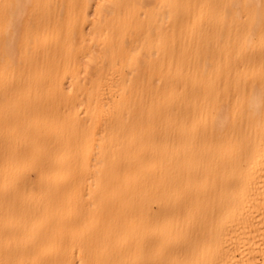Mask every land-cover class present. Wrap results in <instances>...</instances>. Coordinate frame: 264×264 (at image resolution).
<instances>
[{
  "label": "bare ground",
  "instance_id": "1",
  "mask_svg": "<svg viewBox=\"0 0 264 264\" xmlns=\"http://www.w3.org/2000/svg\"><path fill=\"white\" fill-rule=\"evenodd\" d=\"M0 264H264V0H0Z\"/></svg>",
  "mask_w": 264,
  "mask_h": 264
}]
</instances>
